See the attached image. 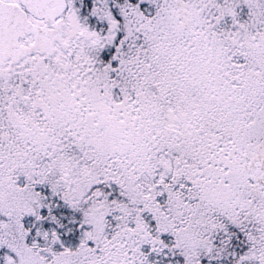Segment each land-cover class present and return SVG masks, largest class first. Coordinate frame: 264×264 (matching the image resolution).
<instances>
[{
  "label": "snow or ice",
  "instance_id": "obj_1",
  "mask_svg": "<svg viewBox=\"0 0 264 264\" xmlns=\"http://www.w3.org/2000/svg\"><path fill=\"white\" fill-rule=\"evenodd\" d=\"M0 264H264V0H0Z\"/></svg>",
  "mask_w": 264,
  "mask_h": 264
}]
</instances>
